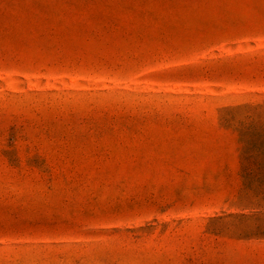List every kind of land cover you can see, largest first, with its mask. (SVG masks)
I'll use <instances>...</instances> for the list:
<instances>
[{
	"label": "rangeland",
	"instance_id": "1",
	"mask_svg": "<svg viewBox=\"0 0 264 264\" xmlns=\"http://www.w3.org/2000/svg\"><path fill=\"white\" fill-rule=\"evenodd\" d=\"M0 264H264V0H0Z\"/></svg>",
	"mask_w": 264,
	"mask_h": 264
}]
</instances>
